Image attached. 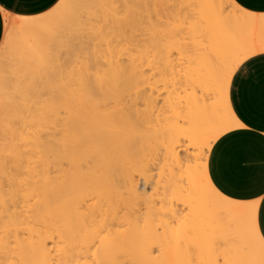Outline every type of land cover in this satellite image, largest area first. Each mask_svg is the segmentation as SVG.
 I'll list each match as a JSON object with an SVG mask.
<instances>
[{"label": "snow or ice", "instance_id": "1", "mask_svg": "<svg viewBox=\"0 0 264 264\" xmlns=\"http://www.w3.org/2000/svg\"><path fill=\"white\" fill-rule=\"evenodd\" d=\"M88 7L119 11L107 19H91L83 13ZM204 9L214 26L203 22L199 12ZM97 27L109 38L110 48L127 44L131 54H146L144 64L151 61L144 79L133 85L140 117L131 119L137 131L146 123L156 126L159 156L146 169L152 174L153 192L143 197L141 207L160 221L158 232L163 228L178 252L195 250L204 256L200 264H264V0H129L123 5L15 0L11 6L0 0V126L5 133L0 155V264H47L15 258L31 255L24 243L31 227L28 217L45 211L43 189L28 175L23 138L26 129L55 114L67 90L69 69L73 83L82 75L89 96L100 98L111 88L112 74L98 75L91 60L83 74L74 70L82 49L91 50L96 37H86ZM48 35H55L61 46V67L41 57L22 65L8 55L20 49L22 36L31 41ZM220 35L227 39L226 56L211 50ZM121 63L127 64V59ZM126 75L119 77L121 88ZM165 163L169 167L161 170ZM135 167H143L140 157ZM209 209L212 229L222 232L210 244L205 214ZM116 227L102 214L91 213L90 222L73 224L70 244L62 246L60 259L51 264H127L113 236ZM193 240L198 242L190 243ZM241 246L242 258L229 259L233 248Z\"/></svg>", "mask_w": 264, "mask_h": 264}, {"label": "bare ground", "instance_id": "2", "mask_svg": "<svg viewBox=\"0 0 264 264\" xmlns=\"http://www.w3.org/2000/svg\"><path fill=\"white\" fill-rule=\"evenodd\" d=\"M81 2L88 5H123L129 0H81ZM153 2L201 4L210 0H153ZM117 11H119L117 8H112L111 11L97 7L83 9L84 15L91 19L100 17L107 19ZM199 15L206 25L214 26V21L206 9L201 10ZM100 33L101 30L97 27V32L87 34L86 38L89 40L96 38L91 44L90 51L87 47L82 49V58L75 63L74 70L83 74L89 68L91 60L96 65L98 75L112 74L111 88L101 92L100 98L89 96L82 75L78 82L73 83L70 79L72 69H69V83L65 85L67 90L63 93L62 102L56 106L55 114L42 125L25 130L27 133L23 138L26 145L25 165L33 182L43 189L45 211L38 213L37 216L28 217L32 226L27 230L29 236L27 235L28 240L24 243L31 249V255L27 257L18 255L17 259L22 261L31 259L47 264H51L53 259L58 261L62 254V246L71 242L73 224L79 226L90 222V214L97 213L108 218L109 223L114 222L117 225L113 236L120 245V259L127 264H174L177 260L188 261L190 264L193 259L200 264L204 256L195 250L190 253L178 252L163 234L156 235L154 239L161 248V252L156 253L152 250L151 234L140 239L134 235L139 218L151 216L147 208H142L141 203L138 204V199L142 200L146 195L151 197L153 190L149 182L152 174L146 169L150 164H155L159 156V151L155 147L156 126L146 123L142 131H137L131 119L132 115L140 117V109L135 107L136 102L133 99L138 95V90L133 85L137 80L144 79L142 73L150 67L151 61L144 64L146 54H131V48L127 44L118 50L115 46L110 48L109 38ZM21 41L20 49L8 55L16 58L22 65L41 57L50 60L55 67H61L63 51L55 35L32 38L31 41L27 36H22ZM211 50L220 56H226L227 39L223 35L218 36L212 41ZM3 56L4 53L0 51V60ZM125 58L127 64H122L121 60ZM104 65H107V68ZM125 73L127 75L124 87L121 88L119 77ZM138 73L141 75L138 76ZM61 111L63 116L60 115ZM61 120L63 121L61 128L57 129L56 124ZM4 135V129L0 126V155L3 153ZM39 137L45 139H37ZM159 143H163L162 138ZM70 145L74 150H70ZM137 157L143 161L140 170L135 167ZM165 167L169 166L166 163L162 164L161 170ZM141 179L144 181L143 184ZM187 179L185 176L186 181ZM159 194L163 195V185L160 186ZM49 196L52 198L51 202L48 200ZM135 199L137 205H140L136 211ZM142 210L145 213H142ZM205 214L209 228L206 242L210 244L222 236V232L211 227L212 210H205ZM47 215H55L56 220L47 223ZM43 216H46L45 222L40 221ZM149 220H152V216ZM39 222L42 224H38ZM39 226H42L40 229H43L44 233L38 231ZM124 227L126 229L123 232L121 229ZM51 229L56 232L55 237L63 244L60 247L56 242L58 240L55 241L58 246L55 245L57 253L53 255L46 246L49 236L44 235L46 233L53 237L52 233L48 232ZM197 242L198 240L190 241L192 244ZM187 248L186 243L185 249ZM228 258H242V246L233 248Z\"/></svg>", "mask_w": 264, "mask_h": 264}, {"label": "rangeland", "instance_id": "3", "mask_svg": "<svg viewBox=\"0 0 264 264\" xmlns=\"http://www.w3.org/2000/svg\"><path fill=\"white\" fill-rule=\"evenodd\" d=\"M138 204H142V200L141 199H138ZM135 211L139 208V206L141 205H137V199H135ZM138 206V207H137ZM143 212L142 213H145V211L144 210H142ZM48 216V218H46V216H43V217H41V220L40 221H44L45 222V220H44V218H46L47 219V223L49 222V224L50 223H53L52 222V220L54 221V220H56V216L54 215H47ZM136 216V215H135ZM150 217L151 216H146V218L144 217V216H142L141 218H142V220H141V218H139V220H138V222H137V225H135V233H134V235H135V237H137L138 239H140L141 237L143 238V236H148V234H151V238L153 239L152 240V244H153V246H152V250H153V252H161V248L159 247V245L157 244V243H155V237H156V235L157 236H161L162 234H163V232H164V230H163V228H160L159 229V232H158V230H157V228H155V227H157V225L160 223V221L159 220H153V218H152V220H149L150 219ZM49 219V220H48ZM141 221H143V222H141ZM149 221V222H148ZM42 222H39L38 224H42ZM153 222V223H152ZM139 223V224H138ZM38 224H37V226H38ZM40 224V225H41ZM143 224V225H142ZM30 225L32 226V224L30 223ZM155 226V227H153V226ZM36 227V226H35ZM40 227H42V226H39V227H37L38 228V231L39 232H43L42 230L43 229H40ZM138 227V231H136V228ZM37 228H34L35 230L37 229ZM140 228V229H139ZM124 229H126L125 227L123 228V229H121V231H123ZM143 229H146V230H143ZM142 232H141V231ZM149 231V232H148ZM156 231V232H155ZM28 232V231H27ZM49 232V234H51L52 233V235H53V237L51 236V235H48V234H44L45 235V237H47V236H49V238H47V243H46V246H48L47 248H49V250H50V252H51V254L53 255V254H56L57 252H56V250H57V248L55 247V245L56 246H58L57 244H56V242L57 243H59L60 245V247L63 245L62 243H61V241L57 238V237H55L56 236V232L53 230V229H51V230H49L48 231ZM47 232V233H48ZM124 232V231H123ZM153 232V233H152ZM44 233V232H43ZM125 233H127L128 234V232H126V230H125ZM157 233V234H156ZM29 233H27V235H28ZM160 234V235H159ZM153 235V236H152ZM29 236V235H28ZM51 236V237H50ZM52 239H53V241H52ZM56 240H58V241H56ZM56 241V242H55ZM54 243V244H53ZM155 245V246H154ZM60 247H58V249L60 248ZM56 249V250H55ZM16 259L18 258V255L15 257Z\"/></svg>", "mask_w": 264, "mask_h": 264}, {"label": "crops", "instance_id": "4", "mask_svg": "<svg viewBox=\"0 0 264 264\" xmlns=\"http://www.w3.org/2000/svg\"><path fill=\"white\" fill-rule=\"evenodd\" d=\"M3 3L6 4V5H13L15 3V0H3Z\"/></svg>", "mask_w": 264, "mask_h": 264}]
</instances>
